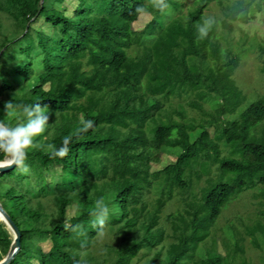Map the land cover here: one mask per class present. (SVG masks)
Returning <instances> with one entry per match:
<instances>
[{
    "label": "trees",
    "instance_id": "1",
    "mask_svg": "<svg viewBox=\"0 0 264 264\" xmlns=\"http://www.w3.org/2000/svg\"><path fill=\"white\" fill-rule=\"evenodd\" d=\"M76 1L70 16L64 0L0 3L16 23V38L0 47V119L7 101L49 109L48 130L28 150L29 171L0 173V203L21 233L8 264H225V255L197 249L231 198L264 187V126L253 131L264 120V97L237 113L245 100L233 77L240 52L223 61L213 23L206 36L199 33L211 0H196L186 14L177 0L172 17L151 0ZM218 4L227 31L264 8V0ZM139 6L152 17L135 31ZM38 16L49 33L31 27ZM182 98L200 120L187 116ZM84 120L94 126L74 135ZM65 136H72L68 154L51 158L46 146L59 147ZM160 153L175 162L151 171ZM54 164L56 183L45 175ZM216 170L219 180L211 175ZM202 177L208 186L190 197ZM175 191L182 207L166 216V234L161 212ZM259 194L264 198V188ZM99 198L110 209L103 233L112 236L102 249L91 214ZM70 204L74 214L66 219ZM47 240L45 251L40 243ZM10 243L0 221V259Z\"/></svg>",
    "mask_w": 264,
    "mask_h": 264
},
{
    "label": "rangeland",
    "instance_id": "2",
    "mask_svg": "<svg viewBox=\"0 0 264 264\" xmlns=\"http://www.w3.org/2000/svg\"><path fill=\"white\" fill-rule=\"evenodd\" d=\"M5 1L0 0V3L2 2L5 6ZM180 1V13L183 14H186L196 4V0ZM165 3L170 7L164 9L163 15H166V11H168L170 12V17L175 16L178 11L175 8L180 3H177V0H166ZM76 4V0H64L65 15L70 16ZM2 11L0 6V47L5 41L16 38V23ZM205 15L214 25L213 33L215 38L220 42L222 60H226L227 57H237L236 55L240 52V56L237 57L238 64L233 77L236 84L240 87L245 100L237 110L238 113L239 110L245 108L252 100L264 97V53L261 51V48L264 47V8L263 10L256 11L247 21H234L233 28L230 31H227L222 26L221 19L224 18V15L222 8L218 4V0H211L209 2ZM151 17L150 12L140 13L132 23V29L135 31L141 30L150 21ZM30 25L33 29L41 30L45 33H49L51 30L50 24L45 21L43 16L33 19ZM4 48L5 46L0 48V54ZM134 50L136 49L133 47L132 54H134ZM186 100L187 98L180 99L184 104ZM177 104L178 98H175L173 105L178 107ZM184 106L188 117L200 120L201 113L199 111H191L187 104ZM205 110H210L208 105H205ZM173 117L180 119L177 113H174ZM262 126H264V120L255 125L253 131L261 129ZM208 131L212 135L214 131L213 127H209ZM175 158L173 154L160 153L159 160L151 162L150 170L160 171L165 166L173 164ZM45 175L47 181L56 183L59 180L60 166L54 164L45 172ZM205 175H208V173ZM211 175L216 180L221 179L219 170H216ZM228 176L229 174H226L224 178L227 179ZM204 178L202 177L198 182H195L193 186L194 192H190V197L194 195L198 197L200 195V188L208 186V183L205 185ZM263 188V186H255L246 189L228 201L222 208L216 221L211 225L208 236L199 243L197 252L200 255H225V264H264V198L259 194ZM176 191L173 197L166 202L161 212L160 222L166 227V234L170 233V228L167 222H165L166 216L178 212V209L182 207L181 200L178 199V192ZM74 210L75 204L68 205L65 218L67 219L72 216ZM111 240L112 236L105 231L97 239L98 247L102 249L103 243ZM254 240H257L258 243ZM50 245V240L40 243V246L45 251L49 249Z\"/></svg>",
    "mask_w": 264,
    "mask_h": 264
},
{
    "label": "clouds",
    "instance_id": "3",
    "mask_svg": "<svg viewBox=\"0 0 264 264\" xmlns=\"http://www.w3.org/2000/svg\"><path fill=\"white\" fill-rule=\"evenodd\" d=\"M152 7L160 12L170 7L165 0H151ZM137 12H144L146 9L139 6ZM212 25V21L206 20L205 25L199 28L201 37L207 35ZM4 116L0 119V172L15 168L20 172L29 171L26 163L28 159V150L38 147L37 140L43 136L49 127V109L41 106L40 103L18 105L13 101H7L3 104ZM5 117L19 118L18 122L12 123ZM92 120H84L76 129L74 135H82L93 127ZM72 142V136L62 138L61 145L48 144L46 151L51 158H63L69 150ZM110 209L108 202L104 198H99L94 202L92 215L95 217L94 226H98L99 234H103L106 222L109 219Z\"/></svg>",
    "mask_w": 264,
    "mask_h": 264
},
{
    "label": "water",
    "instance_id": "4",
    "mask_svg": "<svg viewBox=\"0 0 264 264\" xmlns=\"http://www.w3.org/2000/svg\"><path fill=\"white\" fill-rule=\"evenodd\" d=\"M9 170L11 169L5 170L0 173L7 172ZM0 221L4 223V228L8 230L11 238V243L8 248V251L6 255L0 259V264H8L14 258V256L16 255V253L20 248L21 233L19 231L18 226L15 224V222L11 219V217L2 207L1 203H0Z\"/></svg>",
    "mask_w": 264,
    "mask_h": 264
}]
</instances>
